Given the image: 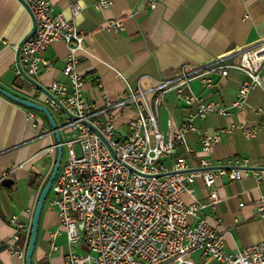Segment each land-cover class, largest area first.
I'll return each instance as SVG.
<instances>
[{"label": "crops", "instance_id": "1", "mask_svg": "<svg viewBox=\"0 0 264 264\" xmlns=\"http://www.w3.org/2000/svg\"><path fill=\"white\" fill-rule=\"evenodd\" d=\"M99 1H110V7L98 9ZM53 14L73 20L87 35V53L80 56L79 71L83 77V97L93 106H100L103 97L118 99L126 86L145 92V99L157 113L158 129L166 135L175 132L188 113L185 104L174 91L167 92L155 106L150 89L164 79L174 77L182 66H203L212 59L233 55L238 50L264 40V0H159L154 9L148 0H49ZM80 6L73 17L71 3ZM120 21L121 30L107 29L109 21ZM29 11L18 0H0V88L26 100L39 103L46 100V89L54 81L68 83L62 75L67 45L55 41L44 56L50 62L35 79V86L25 77L15 75L18 48L33 30ZM264 73V64L261 68ZM123 76V79L117 77ZM213 85L202 86L193 79L190 91L206 101L227 107L230 115L208 114L196 120L197 133H188V146L199 154V133H213L228 129L211 152L214 167L225 165L232 157L247 158L251 166L264 159V91L252 89L242 109L231 107L239 86L247 77L230 71L222 77L212 73ZM43 105V104H41ZM261 113L256 114L255 110ZM27 109L0 95V264H25L24 256L29 233L13 241L17 228L10 218L30 226L38 196L54 166L56 152L49 125L38 115L42 129L27 121ZM134 106L114 121L122 135L127 133V120L133 116ZM42 114V113H41ZM43 115V114H42ZM258 125L255 137L246 139L240 125ZM183 156L175 148L170 158ZM170 158L164 160L169 165ZM196 164V156L190 158ZM195 195L202 200L206 189L200 180L194 183ZM220 201L214 212L205 211L208 224L224 239L225 249L235 252L264 241V219L257 215V201L264 195V179L252 174L240 181L221 178L216 182ZM52 196V195H51ZM51 196L43 205L32 264H66L65 234L57 236L50 246L49 233L58 227L56 210L50 205ZM186 203L191 202L188 195ZM239 204H242L241 206ZM12 245V248L9 247ZM86 251L83 244L73 247ZM214 264V262L209 261Z\"/></svg>", "mask_w": 264, "mask_h": 264}, {"label": "built area", "instance_id": "2", "mask_svg": "<svg viewBox=\"0 0 264 264\" xmlns=\"http://www.w3.org/2000/svg\"><path fill=\"white\" fill-rule=\"evenodd\" d=\"M18 1L31 14L34 32L18 48L16 76L35 81L43 69L50 67L44 54L52 43L62 41L68 49L62 69L68 83L52 82L43 105L51 115H63L61 125L52 116L59 133H76L73 139H61L67 155L50 188V205L58 216L57 229L49 233L51 249L57 250L53 241L64 233L66 264H195L188 259L195 253L215 264H264V241L229 252L223 236L208 224L205 215L206 210L214 212L220 201L215 190L219 179L240 181L252 174L262 180L264 159L251 166L247 158L232 157L225 165L214 167L212 149L228 129L199 133V154L186 141L188 133L198 132L196 120L208 114L230 115L227 107L193 94L189 82L198 79L203 87L210 88L212 73L222 77L230 71L244 74L247 80L239 86L231 103L232 108L242 109L252 89L264 91V40L200 67L182 66L174 77L152 87L155 106L164 94L174 91L188 108L177 130L164 135L157 126V113L139 85H127L114 101L104 96L100 106L91 105L83 97L84 82L79 71L80 56L87 53V35L73 20L53 14L49 0ZM158 1L148 0L149 8L154 9ZM110 5V1H99L95 7L106 9ZM71 9L75 17L80 6L72 2ZM106 27L121 30L122 24L111 20ZM117 77L123 79L120 74ZM130 106L135 111L126 122L127 133L122 135L114 119ZM255 113L260 114L261 110L256 109ZM27 121L43 130L37 111L30 109ZM239 129L246 139H251L256 136L258 125H240ZM175 148L183 150L182 157L170 158ZM50 149H56V145ZM192 155L196 156L195 165L189 160ZM167 158L169 165L164 163ZM197 180L206 189L202 200L195 195L193 185ZM185 195L191 198L190 203L185 202ZM257 215L264 219V195L257 201ZM10 222L17 228L14 242L29 233V227L19 223L17 216L13 215ZM79 244L86 251H74L73 247Z\"/></svg>", "mask_w": 264, "mask_h": 264}, {"label": "water", "instance_id": "3", "mask_svg": "<svg viewBox=\"0 0 264 264\" xmlns=\"http://www.w3.org/2000/svg\"><path fill=\"white\" fill-rule=\"evenodd\" d=\"M33 32H34V28L31 31V33L25 39H23L20 46L32 36ZM29 81L31 83H33L35 86L40 87L37 83H35V81H33L31 79H29ZM0 95L3 96L4 98L14 102V103H17V104L27 108V109H32L34 111L42 113L43 116L45 117L48 125H49L50 133L54 136L55 141H56V143H55V145H56V158H55L54 166H53L52 171H51L47 181L45 182V184H44V186H43V188H42V190L38 196L36 205L34 207L31 226H30V232H29V241H28V245H27V248L25 251V256H24L25 264H32L31 263V257H32V254L34 251V246L36 243L41 211H42L44 202H45V200H46V198L50 192L51 185H52V183H53V181L57 175V172L59 170L61 160H62V145H61L59 127L56 125L50 111L45 106H43L39 103L30 101V100L19 98L15 95L9 93L8 91H5L2 88H0Z\"/></svg>", "mask_w": 264, "mask_h": 264}, {"label": "rangeland", "instance_id": "4", "mask_svg": "<svg viewBox=\"0 0 264 264\" xmlns=\"http://www.w3.org/2000/svg\"><path fill=\"white\" fill-rule=\"evenodd\" d=\"M39 102L41 104H43V105H46L44 100H39ZM38 115L40 116L41 119H43V121L45 120L44 116L41 113L38 112ZM52 116L54 117L56 123L58 125H61V121L60 120H61V118H63V115L52 112ZM45 126L47 127L46 122H45ZM60 136H61L62 141H66V140L75 138L76 137V133L75 132H68V131L66 132V131L62 130L60 132ZM52 141H53L54 144L56 143L55 138H54L53 135H52ZM75 150L78 151L77 148H75ZM55 152H56V149H55ZM66 152H67L66 148L63 147V149H62V160H61L62 163L66 159V155H67ZM50 196H51V191L49 192V194H48V196H47V198L45 200V204L47 203V201L50 198ZM188 259L191 260L192 262H194L195 264H213V263L203 259L199 253H195L193 255H190L188 257Z\"/></svg>", "mask_w": 264, "mask_h": 264}, {"label": "trees", "instance_id": "5", "mask_svg": "<svg viewBox=\"0 0 264 264\" xmlns=\"http://www.w3.org/2000/svg\"><path fill=\"white\" fill-rule=\"evenodd\" d=\"M28 241H29V239H28Z\"/></svg>", "mask_w": 264, "mask_h": 264}]
</instances>
